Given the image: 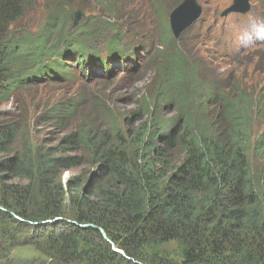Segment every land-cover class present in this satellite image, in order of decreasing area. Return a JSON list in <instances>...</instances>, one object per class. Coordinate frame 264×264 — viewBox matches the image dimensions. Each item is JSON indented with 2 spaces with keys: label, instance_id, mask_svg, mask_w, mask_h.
I'll return each mask as SVG.
<instances>
[{
  "label": "trees",
  "instance_id": "1",
  "mask_svg": "<svg viewBox=\"0 0 264 264\" xmlns=\"http://www.w3.org/2000/svg\"><path fill=\"white\" fill-rule=\"evenodd\" d=\"M92 1L106 11L122 9L112 0ZM151 1L153 9L162 6ZM37 2L46 15L43 28L34 34L19 30ZM76 4L0 0V109L28 87L67 82L72 65L83 78L93 65L110 78L116 62L131 74L158 60L154 53L136 65L132 55L119 52L117 34L106 57L80 52V36H70ZM170 30L160 41L165 57L159 94L165 95L146 96V122L134 134L123 135L124 122L102 103L98 110L111 129L73 127L81 116L90 118L91 106L65 99L47 109L46 121L67 133L57 148L45 151L29 125L0 115L1 264L21 246L34 248L48 264H264V131L254 144L250 134L264 117V96L242 85L226 94L199 86L207 95L198 97L196 83L187 88L188 80L193 83L189 65ZM206 99L219 105L218 123ZM163 103L178 107L177 116H160ZM252 149L260 161L256 175ZM84 166L97 169L89 185L83 188L86 180L78 176L64 188L63 172Z\"/></svg>",
  "mask_w": 264,
  "mask_h": 264
},
{
  "label": "rangeland",
  "instance_id": "2",
  "mask_svg": "<svg viewBox=\"0 0 264 264\" xmlns=\"http://www.w3.org/2000/svg\"><path fill=\"white\" fill-rule=\"evenodd\" d=\"M76 1L77 4L71 12L81 11L83 17L77 22L76 30L72 31L70 36H80L77 46L80 52L102 53L104 47L117 34L122 39V49H127L131 45H142L150 54H159V57L150 66L145 67L144 65L131 74L116 72L110 78L105 76L83 78L72 65L70 75L72 77L69 76L67 82H44L47 85L28 87L14 101L3 106L0 109V115L29 125L34 143L45 151L57 148L67 133L52 122L46 121L47 109L56 101L67 99L91 106L88 107L87 112L90 118L85 120L84 116H81L74 121L73 127L91 123L101 131L111 129V121L99 112L98 103L110 107L124 122L121 123L120 128L123 135L134 134L139 125L146 122V120L141 121L146 113L145 106L148 103L146 96L160 95L164 92L163 90L159 94L162 77L158 71L165 57V50L160 49V41L165 36L168 27H171L168 17L171 12L173 13L177 7L188 0H161L162 6L159 8L158 5L155 6L154 11L151 0H112L122 6L119 11L113 7L106 11L95 5L92 0ZM194 2L203 9V15L193 30L176 39L185 56L184 60L189 65L188 76L191 75L193 79L191 86L189 80L187 81V88L191 89L196 83L192 89L197 90L198 97H206L207 93H203L200 87L207 88L215 94L220 92L226 94L235 86L243 85L256 96H264V42L254 38L255 26L263 27L259 19L261 15L264 17V8L255 7L256 11L261 14L257 18H232L222 24L219 13L225 9L210 3L209 0H194ZM38 3L26 12L18 27L19 30H27L34 34L43 28L46 15ZM82 6L83 10L80 9ZM224 26L228 30L226 37L221 36ZM247 43H254L256 46L247 49ZM150 60L151 58L147 56L144 62L147 63ZM204 102L206 107L210 108L209 111L215 113L214 117L218 123L219 105L207 99ZM177 108L176 106L168 108L163 103L159 115L166 119L176 117L179 112ZM85 109L86 107L83 113ZM132 113L140 114L136 117ZM263 131L264 117L254 121L253 130L250 131L253 144ZM248 156L256 175L260 168V161L253 149L249 151ZM95 173L97 169L90 166L78 168L73 172L65 171L62 174L61 183L65 188L69 180L82 176L86 180L83 186L85 188ZM15 182L27 184L24 180ZM70 197L67 193L65 207L69 214L67 215L72 217L70 212L75 210V206L72 205ZM9 260L11 261L6 264H48V261L34 248L24 246L12 252Z\"/></svg>",
  "mask_w": 264,
  "mask_h": 264
},
{
  "label": "water",
  "instance_id": "3",
  "mask_svg": "<svg viewBox=\"0 0 264 264\" xmlns=\"http://www.w3.org/2000/svg\"><path fill=\"white\" fill-rule=\"evenodd\" d=\"M246 0H237L236 5L231 9L235 12H245L249 11V7L246 4ZM244 4V6H242ZM202 9L200 6H197L194 0H188L179 6L170 16L171 28L173 34L176 38H179L181 34L187 30L194 22L200 17ZM74 25L83 17L81 11L75 13ZM103 235L104 231L101 230ZM115 252L123 254L122 251L114 249ZM124 255V254H123Z\"/></svg>",
  "mask_w": 264,
  "mask_h": 264
},
{
  "label": "clouds",
  "instance_id": "4",
  "mask_svg": "<svg viewBox=\"0 0 264 264\" xmlns=\"http://www.w3.org/2000/svg\"><path fill=\"white\" fill-rule=\"evenodd\" d=\"M236 1L237 0H234V2H232V5L230 6V7H228V12H235V11H232L231 9L236 5ZM257 5L256 6H261V7H263L264 8V0H257ZM247 4V3H246ZM181 6V5H180ZM243 6H244V4H243ZM247 6H248V4H247ZM249 7V6H248ZM178 8V7H177ZM176 8V9H177ZM201 8V7H200ZM255 9V7H249V10H251V9ZM202 9V8H201ZM256 10V9H255ZM242 13H245V12H242ZM171 14H172V12H171ZM171 14H170V16H171ZM170 17H168V19H169ZM200 19H201V17H199L195 22H194V24L192 25V26H190L187 30H185L182 34H181V36L184 34V33H188L189 31H191V30H193L194 29V27L195 26H197L198 25V22L200 21ZM169 24L171 25V22H169ZM171 27H169V29H170ZM171 31V30H170ZM171 34H172V36L173 37H175L174 36V34H173V31H171ZM258 35V38H259V40L258 41H260V42H264V40L263 39H261V37H260V34H257ZM180 36V37H181ZM179 37V38H180ZM176 38V37H175ZM179 38H176V39H179ZM256 46V44L255 45H253L252 47H250V48H248V49H251V48H253V47H255ZM105 48V47H104ZM138 48H140V46H138ZM153 56H154V53L153 54H151L150 55V58L152 59L153 58ZM120 72H123V71H119V73ZM116 73V72H115ZM115 73L113 74V75H115ZM103 76V75H102ZM102 76H100V77H102Z\"/></svg>",
  "mask_w": 264,
  "mask_h": 264
}]
</instances>
